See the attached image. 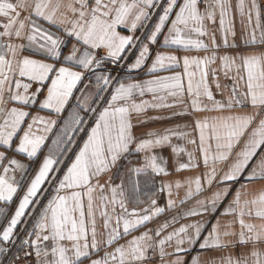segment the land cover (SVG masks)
<instances>
[{
    "label": "snow or ice",
    "instance_id": "snow-or-ice-1",
    "mask_svg": "<svg viewBox=\"0 0 264 264\" xmlns=\"http://www.w3.org/2000/svg\"><path fill=\"white\" fill-rule=\"evenodd\" d=\"M262 21L257 0H0V264H264ZM217 30L246 50L218 55ZM151 45L208 54L153 56ZM145 70L150 79L130 75ZM178 105L173 115L203 114L191 131L134 134V114L145 123L149 109ZM57 126L30 171L16 157L39 158ZM164 148L187 157L177 173L195 170L161 183L167 210L192 203L148 228L166 211L155 192L141 199L151 177L169 175Z\"/></svg>",
    "mask_w": 264,
    "mask_h": 264
},
{
    "label": "crops",
    "instance_id": "crops-1",
    "mask_svg": "<svg viewBox=\"0 0 264 264\" xmlns=\"http://www.w3.org/2000/svg\"><path fill=\"white\" fill-rule=\"evenodd\" d=\"M162 2H163V0H162ZM234 2H235V0H234ZM257 3H258V0H257ZM156 11L159 12L160 9H157ZM156 18H157V16L154 15L153 19L148 22V25L144 29V32H143V35L145 37H146L147 33L151 31V27L155 23ZM208 27H209L210 31H212L214 29H218V21H217L216 25L209 24ZM125 34H127V33H125ZM136 35L137 36H141L142 33L138 31L136 33ZM215 35H216L217 44L220 45V47L215 50L218 55H225V54L231 55V54H233L235 52L245 51L246 50V49H243V48H241V49H234V48H231V47H227L226 48V47H224L221 34L219 33L218 30L215 31ZM240 36H241V26H240V23H239V18L237 17V19H236V38H235L237 43H239V41H240ZM162 39H163V37H160L161 41H162ZM203 39L205 40V43H208L209 45H211V41L207 37H205ZM232 40H233V38L229 37V43L230 44L232 43ZM156 46H158V45H156ZM157 51L171 52V54L177 55L179 57H183L184 55L204 56V55L208 54V53H205V52H196V51H192V52H185L183 50L177 51L175 49H167V48H164L162 46H158V50H156V51H154L151 48V54L153 56L156 54ZM255 51L259 52V51H261V49L257 48V49H255ZM132 59H134V56L132 57ZM148 63L150 64L151 61H149ZM210 67L211 68H216L218 70V79H219V81H220V83L222 85H231V81L225 79V77L223 75V72L219 71V61H217V63H215V64H212ZM175 71H180V72L183 71L182 62H181V66L179 68L175 69ZM113 74L116 75L117 73L114 72ZM170 74H172L171 71H165V72L158 73V75H161V76L170 75ZM119 75L125 80L128 79V75L125 72H123V71H121L119 73ZM130 75H131L132 78L139 79V80H146V79H150L151 78L150 75L146 74V70L144 72L135 71V72L131 73ZM210 80H211V77H210ZM211 87H212V90L214 91V93L216 94L217 98H219V93H216V90H215V84H212ZM105 95H107V93ZM137 99L139 100L140 98L138 97ZM143 99L151 100V95L146 94L145 97H143ZM169 102H171V100H169ZM73 103H75L74 100H73ZM185 103H188L187 98H185ZM183 108H184V105H178L176 108H170V109H159V110L149 109L146 113H144L140 117V119L146 121L145 123H138L137 117L134 114L133 117H132L133 124H134V129H133L134 134L137 137H142V136H145L149 131H163V129H165V128H175L177 126H180V128L182 130L191 131L192 130L191 127H187L186 128L185 126L186 125H191L193 123L194 119L196 118V116L203 115V114H194L189 109V112H188L187 115H173L174 112H180V111L183 110ZM30 111L33 114H36V108L30 109ZM39 114L40 115H44V116L48 115L47 112H40ZM62 115L66 116V113H63ZM209 115H211V114H209ZM151 117H160V119H151ZM168 117H171V118L169 119ZM52 118L56 119L55 116H53ZM60 123H62V121ZM58 132H59V127L57 126V127L53 128V131L51 133L48 134L50 138L48 140H46V146L43 148L42 152L39 154V158H34L33 161H28L23 156H17L16 158L17 159H21L22 162H25V163L29 164L30 165V169H29L30 171L32 169H35L36 167H38V164H39L40 160L42 159L43 155L47 153V150H48L47 146L51 145V139L55 138V136H56V134ZM81 135H83V134H81ZM193 135H195V133H193ZM172 143H174V144H184V141H179V140H176L174 138ZM14 147H15V145H13V148ZM187 147L189 148V150H192V146H187ZM2 150L3 149L0 148V151H2ZM156 152H157L158 155H161V156L164 157V159L168 160V164L166 165V167L168 169L169 175L167 177H165V176H154V177H151L150 183L147 186L142 187L141 199L147 201L148 197L143 195V193H147L148 195H151L153 192H155L156 193L155 198L157 199L158 205L166 208V202H167V199H168L167 194L166 193H161V192L158 191V189L160 188L161 183L174 181L176 179H182L184 176L191 175L193 172H195V170H189V171H186V172L177 173L175 171V167H174V165L176 164L177 160H180L181 162H184V161L187 160V157L186 156L179 157V158L174 157V156H172L171 151H170L169 148L157 149ZM11 154H12V151L9 150V155H11ZM142 155L143 154L133 155L132 157H130V159L133 161V163H136L137 161H139L142 158ZM141 179L143 180V177ZM116 182H119L118 179L116 180ZM241 183H244V181L241 180ZM238 186L239 185H234L233 187L235 188V187H238ZM252 187L254 188V187H257V186L253 185ZM215 188H216L215 184L212 186L211 189L206 188L205 192L202 195L203 196H210L212 194V192L215 190ZM183 195H184L183 189H181L179 191L178 195L176 193V190L174 189L172 198L173 199H179L180 197H183ZM230 199H231V196L227 197L226 200L223 201L222 203L226 205L228 200H230ZM191 203L192 202H189L187 205H184V206L177 205V207L172 209V210H167V208H166V211L164 213H162L158 218H156L152 222H150L147 225V227L148 228H154L158 224L163 223L166 219H171V217L177 215V213L179 211H181V209L183 207H190ZM222 211H223V208H221L219 212L214 213L213 216L219 217L220 212H222ZM190 219H192V220L199 219V217L190 218ZM185 222H189V221L178 219V223L175 226H179V223H185ZM211 222L214 223L215 220H212ZM144 230H145L144 228L140 229V231H144ZM169 230H171V228ZM138 234H139L138 232L132 233V235H138ZM128 238H130V237H128ZM128 238H126V239H128ZM121 243H123V241H121ZM85 264H87V261H85Z\"/></svg>",
    "mask_w": 264,
    "mask_h": 264
},
{
    "label": "built area",
    "instance_id": "built-area-1",
    "mask_svg": "<svg viewBox=\"0 0 264 264\" xmlns=\"http://www.w3.org/2000/svg\"><path fill=\"white\" fill-rule=\"evenodd\" d=\"M258 4L260 5L262 12H264V0H258ZM262 22H264V21H262ZM151 48L154 51L158 50V46H156V45H151Z\"/></svg>",
    "mask_w": 264,
    "mask_h": 264
},
{
    "label": "rangeland",
    "instance_id": "rangeland-1",
    "mask_svg": "<svg viewBox=\"0 0 264 264\" xmlns=\"http://www.w3.org/2000/svg\"><path fill=\"white\" fill-rule=\"evenodd\" d=\"M13 251H14V249H13Z\"/></svg>",
    "mask_w": 264,
    "mask_h": 264
}]
</instances>
